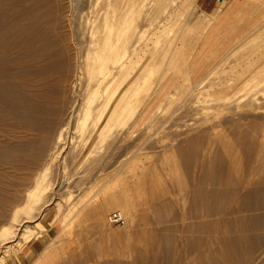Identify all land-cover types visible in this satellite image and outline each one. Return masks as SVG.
I'll return each mask as SVG.
<instances>
[{
	"label": "rangeland",
	"instance_id": "374dc122",
	"mask_svg": "<svg viewBox=\"0 0 264 264\" xmlns=\"http://www.w3.org/2000/svg\"><path fill=\"white\" fill-rule=\"evenodd\" d=\"M163 1L143 3L158 8L168 3ZM201 1L186 0L175 6L180 12L174 30L177 36L183 33L182 51L193 56L190 81L174 73V85L149 100L144 123L131 129L130 162L123 168L80 164L85 155L71 130L52 164L45 202L31 216L19 215L13 235L0 242L4 254L0 264H264V111L237 112L238 116L236 112L234 116L232 112L195 114L202 106L194 99L198 88L231 75L236 59L250 52L264 54V0L253 1L238 14L230 6L233 0L222 5L213 0L212 13L200 7ZM61 3L68 6L66 0ZM50 5V25L55 28L59 19L53 33L63 37L69 28L58 17L57 4ZM178 26L185 28L180 31ZM185 81L202 87L192 93ZM260 89L264 104V85ZM206 121L212 122L210 126ZM12 122L11 118L12 127L7 129L13 132ZM52 146L48 144L34 165V147L26 144L11 155L18 161L15 165L0 160L1 229L9 225L15 207L23 205L26 189L33 187L34 175L49 160ZM114 151L110 153L116 156L121 152ZM102 154L107 153L101 150ZM112 212L121 213L123 226L108 223ZM37 223L40 227L34 235L25 237V228L33 229ZM4 247H10L6 253Z\"/></svg>",
	"mask_w": 264,
	"mask_h": 264
},
{
	"label": "bare ground",
	"instance_id": "6f19581e",
	"mask_svg": "<svg viewBox=\"0 0 264 264\" xmlns=\"http://www.w3.org/2000/svg\"><path fill=\"white\" fill-rule=\"evenodd\" d=\"M66 1L68 6L61 0H0V160L15 165L18 161L11 155L21 152L26 144L34 147L31 161L34 165L48 144L55 145L49 160L34 175L33 187L25 190L23 205L12 209L9 225L0 228V242L13 235L14 223L20 214L31 216L36 208L40 209L38 204L45 202L52 164L71 130L76 132L75 143L85 155L80 164L123 168L130 162L127 155L131 129L144 123L149 100L174 85L176 77L172 74L184 75L187 80L192 75L193 56L182 51L183 33L180 37L174 30L178 11L175 6L186 0H164L168 3L158 8H146L145 0ZM53 2L58 6L57 14L61 13L58 17L69 28L63 37L59 32L53 33L59 24L57 17V24L53 22L56 26L52 27L50 4ZM66 40L68 48L63 44ZM67 49L72 52V65ZM262 55L250 52L236 59L228 77H221V69L217 70L220 77L206 86L202 87L203 81H199L201 86L196 83L202 87L198 88L199 92L196 85L187 81L192 93L196 90L199 96L194 99L202 106L193 108L195 114L220 116L223 112L224 115L232 112L234 116L236 112L238 116L237 112L264 111V104L259 100L260 88L264 85ZM43 74L47 77L38 81ZM39 87L42 90L38 92ZM11 118L15 123L13 132L7 129L12 127ZM206 122L210 126L211 121ZM20 137L26 138V143ZM109 149L121 152L116 156ZM101 150L107 154L99 155ZM38 227L39 223L33 229L26 227L25 237L33 236ZM38 240L43 241L41 237ZM8 248L4 247L3 252Z\"/></svg>",
	"mask_w": 264,
	"mask_h": 264
},
{
	"label": "crops",
	"instance_id": "0c3cea01",
	"mask_svg": "<svg viewBox=\"0 0 264 264\" xmlns=\"http://www.w3.org/2000/svg\"><path fill=\"white\" fill-rule=\"evenodd\" d=\"M253 1L255 0H233L230 6H233L238 14L239 12H242L250 7ZM213 2V0H202L200 3V7L206 10V12L208 13H212L215 7V4Z\"/></svg>",
	"mask_w": 264,
	"mask_h": 264
},
{
	"label": "built area",
	"instance_id": "2783aa9c",
	"mask_svg": "<svg viewBox=\"0 0 264 264\" xmlns=\"http://www.w3.org/2000/svg\"><path fill=\"white\" fill-rule=\"evenodd\" d=\"M219 2H230L231 0H218ZM107 221L112 226H123L124 219L119 212H112L108 215Z\"/></svg>",
	"mask_w": 264,
	"mask_h": 264
}]
</instances>
